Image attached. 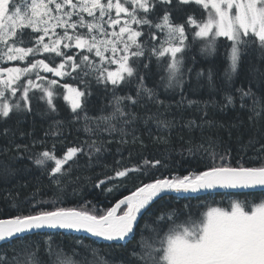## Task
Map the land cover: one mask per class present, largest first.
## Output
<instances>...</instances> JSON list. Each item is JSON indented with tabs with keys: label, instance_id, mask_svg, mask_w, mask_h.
I'll return each instance as SVG.
<instances>
[{
	"label": "snow or ice",
	"instance_id": "snow-or-ice-1",
	"mask_svg": "<svg viewBox=\"0 0 264 264\" xmlns=\"http://www.w3.org/2000/svg\"><path fill=\"white\" fill-rule=\"evenodd\" d=\"M198 42L205 58L216 54L218 42L225 45L229 63L222 81H217L214 66L198 68L196 56H188ZM262 65L264 0H0V123L32 113L34 105L39 110L43 104L44 114H54L56 100L62 98L70 107V122L83 121L88 134L81 143L65 145L58 156L57 143L65 144L64 121L56 120L55 127L45 133L57 138L50 148L33 153L37 144L47 141L32 140L0 149V156L15 151L9 157L13 163L0 161V181L30 171L27 166H14L27 154L56 189L51 201L34 193L26 201L31 211L0 219V264H264V201H237L228 209L210 207L203 212L187 204L156 208L169 196L188 198L187 194L216 189L264 191V143L249 138L244 150L259 144L254 149L257 155L249 157L258 163L245 166L243 157L233 165L230 149L218 152L211 136L207 146L200 143L193 148L189 140L188 155L199 152L207 162L202 170L183 176L161 171L169 167L167 156H142L124 164L125 159L131 160V152L125 157L117 148L119 158L113 157V165L104 162L110 144L145 146L140 124L154 123L160 135L152 136L148 129L149 136L169 144L176 120L168 118L172 105L161 98L159 87L179 94L177 107L195 106L201 112L200 122L188 119L181 124L189 131L223 127L204 119L209 108L224 111L239 106L250 113V124L259 122L264 118ZM154 74H159V83L148 87L146 77ZM242 76L244 82L237 87ZM93 85L111 93L109 104L95 116L89 115L87 107ZM202 89L209 99H191L186 94ZM218 94L222 102L215 99ZM137 108L145 111L137 112ZM10 132L4 127L0 135ZM98 165L110 173L92 184L101 194L115 193L133 178L136 186L108 207L91 205V201L79 207L62 206L69 188L73 195L81 190L82 177L73 173ZM149 174L151 179L145 182ZM71 233L87 235L76 236L75 246L66 253L52 236ZM89 237L95 239L87 243ZM96 240L122 248L136 243L128 259L109 261L100 256ZM41 243L47 262L40 255Z\"/></svg>",
	"mask_w": 264,
	"mask_h": 264
},
{
	"label": "trees",
	"instance_id": "trees-1",
	"mask_svg": "<svg viewBox=\"0 0 264 264\" xmlns=\"http://www.w3.org/2000/svg\"><path fill=\"white\" fill-rule=\"evenodd\" d=\"M222 41V38H221ZM200 42L197 43L188 54V56H196V67L207 68L209 66H214L216 71V79L218 82L223 80L224 70L228 67L227 51L225 45L222 42H218L217 52L214 56L205 58L199 53ZM186 64H190V60L186 58ZM155 62L153 61V72L155 73ZM115 67V66H113ZM264 67V65H262ZM50 75V74H49ZM69 83L76 84L75 81H67ZM146 84L148 87H156L159 83V74H154L152 77H146ZM244 82V78L239 77L236 81V86H240ZM93 94L89 98V103L87 105L89 110V115H99V110L102 106L109 104L111 99V93L105 94L101 88L93 85ZM255 90V88H254ZM63 91V90H59ZM134 91V88H133ZM160 92L161 98L170 103L172 108L167 113L169 119L175 118L176 126L171 129L169 136V144H161L154 141L152 137L149 136L148 129L152 130V136L160 135L156 131V126L154 123L149 122L147 127L143 124L138 125L139 134L141 139L144 140V147H141L139 143L136 145H118L116 143L110 144L108 147L110 149L109 153L104 157V162L113 165V157L117 159L119 156L116 153V149L120 148L121 152L127 157L128 153L131 152V160L125 159L124 164L135 163L142 156L148 159H164L166 156L168 159L166 163L169 165L166 169H161L165 174H170L172 176H183L189 174L190 172H198L205 167L207 158L201 159V153L196 152L194 155H188L186 149L190 146L188 141H192V147L195 145L204 143L206 146L208 144L207 137L211 136L213 141H216L218 147L216 150L218 152H223L225 150H231V161L233 165L237 164V161L243 157V163L245 166H253L258 163L255 159H249L257 155L254 149L259 147V144L248 147L245 151V146L249 138H256L260 143H264V118H261L259 122L249 123L248 116L250 113L246 109H240L239 106L236 108H228L224 111H220L217 108H209L208 116L204 119H212L218 124H222L223 127H216L212 130L205 129L203 133L199 129H193L189 131L188 128L182 127L181 124L188 119H195L197 122L201 120V112L196 110L195 106L193 108L177 107V101L180 99L179 94L173 95L171 92L165 93L162 87L157 88ZM121 95L125 94V91L120 92ZM191 99H209V94L206 89L200 90L198 93L187 92L186 93ZM217 102H222V94L215 96ZM58 111L54 114H44V105H39V110L34 105L33 112L28 114H23L19 117H12L6 123H0V130L4 127H9L11 132L8 136L0 135V149H11L13 144H31L32 140H46L45 145L37 144L33 149V153H38L42 151L45 147L50 148L52 143L57 139L52 136H45L46 132L54 128L53 121L62 120L64 121L62 132L65 144L57 143V152L59 156L64 150L65 145L72 143H81L85 139H88V134L83 130V121L80 122H70L71 121V110L68 103L62 98L56 100ZM149 109L153 112L156 111L154 105H149ZM109 111L105 108V112ZM137 112L143 113L144 108H137ZM241 121L243 123H241ZM236 124L237 127H232L231 125ZM21 133L24 135L22 136ZM106 135V134H105ZM182 138V139H181ZM168 149V151H166ZM183 151V155L179 154ZM15 151H9L7 156H0V161H5L8 163H13L9 157L14 156ZM219 163V161H217ZM81 164H84V160H81ZM14 166L23 167L27 166L30 171L24 172L18 175L16 178L10 179L7 182L0 181V219L11 218L17 214L28 213L32 209L26 203V201L36 193L38 199L44 201H51L55 194L56 189L49 181L48 177L38 170L32 162L27 159V154H25V159L22 161H16ZM51 162H49V167ZM155 171V170H153ZM105 174V170L102 166H95L90 168L81 167L77 172L73 173L75 175H81L82 179L80 181L81 190L78 195H73L71 188L63 196V204L65 207H79L83 201H91V205L99 207H108L110 204L114 203L117 199L122 198L124 195L130 194V191L136 186L137 180L133 178L129 180L126 187L120 188L119 191L115 193L101 194L99 189H96L92 184L98 179H102ZM91 177V181L87 178ZM151 179V175L144 177L145 182ZM103 187V186H102ZM37 189L39 191L37 192ZM242 203H259L264 201V192H256L249 194H211L196 198H178L167 197L157 203L156 208H161L163 206H174L180 208L181 206L187 204L191 206L193 211L203 212L210 207H222L228 209L233 202ZM91 205L89 207H91ZM155 210V209H154ZM143 227V225H141ZM76 236L81 235H59L53 234L52 239L54 242L62 245L64 251L69 253L70 250L75 246L73 240ZM33 239L43 241L46 237L35 236ZM139 239V237H137ZM92 238H89L86 242L90 243ZM135 241L129 244L127 248L122 247H109L106 243H99L96 241L97 251L101 257L111 261L119 260L121 258L128 259V252L135 245ZM41 257L47 262L48 257L44 255V244L41 243ZM11 255V253H9ZM91 258V257H89ZM74 259H79L76 257Z\"/></svg>",
	"mask_w": 264,
	"mask_h": 264
},
{
	"label": "water",
	"instance_id": "water-1",
	"mask_svg": "<svg viewBox=\"0 0 264 264\" xmlns=\"http://www.w3.org/2000/svg\"><path fill=\"white\" fill-rule=\"evenodd\" d=\"M256 192H264L261 191L260 189H216V190H211L207 192H200V193H195V194H187L188 198H196V197H202L206 195H211V194H249V193H256ZM174 195V194H173ZM172 197V196H169ZM180 198H184L183 195ZM75 235H81V236H86L87 234L84 233H71ZM91 238V237H89ZM95 239V238H92ZM98 242H104L100 240H96ZM104 243H109V242H104Z\"/></svg>",
	"mask_w": 264,
	"mask_h": 264
},
{
	"label": "bare ground",
	"instance_id": "bare-ground-1",
	"mask_svg": "<svg viewBox=\"0 0 264 264\" xmlns=\"http://www.w3.org/2000/svg\"><path fill=\"white\" fill-rule=\"evenodd\" d=\"M75 235V234H74ZM98 242V241H97ZM100 243V242H99ZM101 243H104V242H101ZM106 244H108V243H106Z\"/></svg>",
	"mask_w": 264,
	"mask_h": 264
},
{
	"label": "rangeland",
	"instance_id": "rangeland-1",
	"mask_svg": "<svg viewBox=\"0 0 264 264\" xmlns=\"http://www.w3.org/2000/svg\"><path fill=\"white\" fill-rule=\"evenodd\" d=\"M17 63H19V62H17Z\"/></svg>",
	"mask_w": 264,
	"mask_h": 264
}]
</instances>
